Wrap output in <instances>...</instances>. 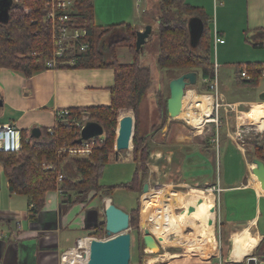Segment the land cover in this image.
I'll list each match as a JSON object with an SVG mask.
<instances>
[{
  "label": "crops",
  "instance_id": "obj_1",
  "mask_svg": "<svg viewBox=\"0 0 264 264\" xmlns=\"http://www.w3.org/2000/svg\"><path fill=\"white\" fill-rule=\"evenodd\" d=\"M158 1L93 0L95 24L99 27L128 24L137 32L143 31L148 26L147 16L143 15L149 13ZM178 1L201 9L207 17L215 74L211 83H214L217 77V84L226 86L227 81H233L237 87L234 85V90L226 94L218 91L220 108L224 112L223 116L219 112V116L221 115L222 119L226 118V129L221 126L224 121L220 120L221 125H211L212 137L196 140L185 146L188 148L169 150L165 153L168 161L166 167L172 165L178 153L179 155L183 153L184 158L180 159V162L185 167L190 163L196 166V157H199L198 164L200 166L202 164L203 168L208 165L205 163L210 161V158L213 157L215 161L210 144L217 140L215 136L220 132L219 135L221 137L224 135L227 139L228 150L232 146L241 154L244 175L237 179L224 177L220 182L216 180L217 185L214 188L219 194L225 192L227 195L223 204L222 198L217 194L221 209H216L214 206V214L207 211L210 218L200 217L204 221V225L200 226V236L210 228L214 218L213 226H219L215 238L213 237L203 250L209 252L191 255L173 254L157 264H218L231 261L246 262L249 258H253L256 264H264V189L257 177L252 174L253 160H250L251 164L248 157L251 147L246 146V141H237L234 138L239 135L237 130L243 127L239 121L241 112L249 111L253 104L263 107L264 110V102L259 98V94L264 91V83L261 84L264 78L260 80L257 88H243L236 84L240 68L243 72L248 66L264 64V0ZM218 37L223 43L216 44ZM143 55L144 53H141L142 58ZM199 73L198 85L201 76ZM206 81L209 82L201 77L203 90L209 86ZM114 85L115 72L106 67L49 69L30 78L10 69L1 68L0 93L3 106L0 107V125L15 124L21 131H31L33 128H40L42 132L43 129L50 130L56 126L57 112L60 110L110 106L111 89ZM191 92L197 93L187 91L186 100H190ZM174 121L176 120H171L169 117L160 130L161 136L159 137L158 134L150 138L151 146L152 143H162L164 146L171 145L174 148L180 143L178 135L181 127L172 124ZM162 158L163 152L159 147H153L150 162H158ZM112 159L117 161L121 159L126 163L134 162L133 154L129 152L114 153L110 157V160ZM67 164L66 170L76 178L74 169ZM232 166L233 164L228 165V167ZM203 168L196 170V174L200 172L203 174L194 177L205 178L208 174L212 179L210 183L213 184V179L215 181L216 177L212 175L211 170L204 171ZM154 169L159 170V166H154ZM187 182L192 184L181 182L179 186L200 188L210 184L208 180L202 182L191 179ZM103 194L91 192L88 196H80L74 191H64L59 188L49 192L44 207L38 213H34L31 198L10 191L8 180L0 164V264H63V258L76 247L79 240L91 237L96 225L104 221L106 205L104 207L101 201L106 200L104 202L107 204V198L111 196ZM212 198L215 202L213 196ZM212 202H207L209 209L212 207ZM168 211L170 212L169 208ZM241 242L244 243L243 246H238ZM153 248L156 250L155 247ZM147 264H150V261Z\"/></svg>",
  "mask_w": 264,
  "mask_h": 264
},
{
  "label": "trees",
  "instance_id": "obj_2",
  "mask_svg": "<svg viewBox=\"0 0 264 264\" xmlns=\"http://www.w3.org/2000/svg\"><path fill=\"white\" fill-rule=\"evenodd\" d=\"M76 14L74 20L79 28L86 29L89 48L78 54L76 45L69 47L66 55L59 60L55 69H97L111 68L115 72V85L111 89V105L84 109L92 114L90 122L100 124L104 129L103 143L96 147L87 161L58 159L57 150L65 144L77 146L80 135L78 131L66 123L57 120L56 127L43 129L45 141L33 140L31 131L22 130V149L17 153H0V164L7 178L12 193L31 198L34 213H38L45 205L46 195L62 188L74 191L80 196H88L91 192L104 193L109 196L117 189L139 193L146 183L142 182L149 171V162L153 147L150 138L160 135V130L169 120L167 102L161 104L160 92H155L162 124L151 128L153 133H142L140 127V110L143 101L153 86L152 69L141 64V52L136 49L137 31L128 24L99 27L94 20L93 0H73ZM11 13L6 23L0 22V69H10L26 78L49 70L48 63L53 60V45L49 22L45 15L47 0H21L18 3L9 0ZM159 14L154 17L149 13V25H155L157 32L155 63L161 70H187L201 73L202 79L214 81V65L212 63L213 48L211 32L207 17L199 8L178 0H159ZM29 13L26 14L25 10ZM203 20L205 28L197 46L191 44L189 22L192 18ZM153 25V27H154ZM128 47L133 54L131 64H123L118 57L120 48ZM75 58L76 64H67ZM263 66H248L249 80L241 77L240 68L237 85L243 88H257L262 79ZM199 71V72H198ZM210 86L205 87L209 91ZM0 101L2 96L0 93ZM163 105V106H162ZM164 107V109H163ZM120 110H131L135 115V132L133 138V159L136 164L134 178L128 184L104 188L100 185L105 166L110 156L116 153V137L118 113ZM71 115L82 109L71 110ZM129 112V111H126ZM214 125V124H213ZM215 127V126H214ZM214 135V133H213ZM264 135V134H263ZM254 151V157L264 162V136L247 143ZM121 151L119 154H124ZM52 168L46 169V163ZM66 163L74 169L76 178L66 170ZM62 173L66 179L58 183L57 177ZM103 194V195H104ZM140 225L139 205L130 213V227L138 231ZM105 221H100L94 228L91 237L108 236ZM133 241V237H132ZM140 241V252L145 248ZM140 262V261H139ZM132 263V262H131Z\"/></svg>",
  "mask_w": 264,
  "mask_h": 264
},
{
  "label": "rangeland",
  "instance_id": "obj_3",
  "mask_svg": "<svg viewBox=\"0 0 264 264\" xmlns=\"http://www.w3.org/2000/svg\"><path fill=\"white\" fill-rule=\"evenodd\" d=\"M150 16L154 15L156 17L159 14V6L158 2L155 3L154 7L149 11ZM149 17L147 18V25L149 26ZM154 25V24H153ZM150 24L153 28V32L151 37L149 38V41L144 46V55L143 58L141 57V64L143 66H148L152 69V78H153V86L152 89L149 91L148 96L143 101L141 110H140V127L142 133H153L151 128L155 125L158 127L161 126L162 121L160 120V115H164L163 112H159L158 110V101L155 97V92H160V100L161 104L166 101L170 97V90H169V82L170 80H173L181 75L182 72H187V70H161L155 65V53H156V43L157 42V36L156 32L157 29L156 26ZM145 29V28H144ZM120 49H123L120 50ZM118 52L119 60L123 64H131L133 62V54L129 51L128 47L120 48ZM200 75V73H199ZM234 80V79H233ZM264 83V79L261 80V84ZM199 84L197 83L196 86H191L187 89V91H196L197 94L200 95H213L215 92H206L203 90V82L201 83V76ZM237 84V82H236ZM234 82L233 81H227L226 86L220 85L218 83V91L224 92L226 94L230 93L232 90H234ZM236 86V85H235ZM237 87V86H236ZM264 94V91L259 94L260 96ZM191 98V97H189ZM186 111L192 110L191 101L186 100ZM190 103V105H189ZM164 104V103H163ZM163 106V105H162ZM257 106V116L255 117L256 124L254 125H248L243 124V127H241L238 131L237 136H235V140H241L246 141L247 143L253 142L256 139L259 138V140H262L263 134H264V112L260 106ZM164 109V107H163ZM121 112H125V110H120L118 113V118L121 114ZM192 112V111H190ZM219 112H221L222 116L224 114L223 109L219 108L214 112L215 117H217L218 125H221L220 120L224 121V123L221 125L226 129V118H221V115L219 116ZM251 111H247L246 113H250ZM127 113H130L132 116L135 117L133 111H129ZM241 117V114H239ZM239 117V118H240ZM240 121V119H239ZM238 121V122H239ZM188 121L186 119H176V121L172 122V124H177V126L181 127V131L178 135L180 138V143H178L174 148L169 146H164L162 143H152L153 147H159V150L163 152V158L158 162H150L149 171L147 175L142 178V182L149 184L150 192L144 193L142 190H140L139 193L129 192L124 189H117L114 191L111 197L107 198V203L112 200V203L117 206L118 208L126 211L127 213L132 212L133 209H135L138 205L140 208V225L139 230L137 231L135 227H130L129 232L131 233L133 237L132 246H131V252H132V258H131V264H147L148 261H150V264H157L159 262L165 261L169 258V256L173 254H179V255H191V254H201L203 250L209 245V242H211L212 238H215V233L217 228L219 226H213L215 224V218L210 226L209 229H207L202 236L197 235L196 231L193 227H188L184 220L188 218H194L196 219L197 225L203 226L204 221L200 219V213H204V211H208L206 208L207 202L205 203L206 206H202L200 211L196 210L194 206H188L187 204L180 203V199L186 194V195H192V194H206L210 196L207 191L213 189L217 185V181H221L222 178L226 177H232L234 179L241 178L244 175V169L242 167V161L243 158L239 152L236 151V149L232 146L228 150L227 143H226V137L222 135V137L219 135L220 132H217L215 136V142L210 144L211 151L214 153L215 161L212 157L210 158V161H207L205 164H208L204 168L198 164L200 161L199 157H196L197 164L196 166H193L194 163L188 164L186 167L184 164L180 162V159H183V153L179 155V153L176 155V157L172 161V165H169V168L166 167L168 164V161L166 160V154L169 150L178 149L180 147L189 146L190 143L194 141H199L200 139L203 140L206 137H212V126L213 123H207L204 125L203 128L199 129L201 125L194 126L191 123H187ZM241 124V122H240ZM215 125V124H214ZM217 125V124H216ZM235 125V123H234ZM194 126V127H193ZM256 126V127H255ZM196 127V128H195ZM211 130V131H210ZM262 130V131H259ZM236 131V132H237ZM198 132V137H197ZM116 145V144H115ZM188 148V147H185ZM198 148V147H197ZM133 150V144L132 148L129 151H126L124 154L132 153ZM198 151V150H197ZM57 155V154H56ZM248 157H250L249 161L254 159V151L252 148L249 149ZM112 156V155H111ZM110 156V157H111ZM60 159L61 157H58ZM63 159V158H62ZM250 163L252 164V162ZM159 166V170L154 169V166ZM229 164H233L232 167H228ZM51 164L48 162L46 163V169ZM253 166V164H252ZM198 168H203L204 171L211 170V173L215 178V181L213 179V184L210 183L212 179H210L209 175L207 174L205 178L203 177H194L197 175H202L203 173L196 174V170ZM136 172V164L133 162L126 163L123 160L117 161L116 159H112L109 161V163L105 166L103 175L100 179V185L104 188H110L112 186H120L123 184H128L132 181L134 178ZM202 181L205 180L209 181L208 186H201L200 188H196L193 186L184 187L179 186L181 182H186L188 184H192V182H187V180H193V181ZM208 178V179H207ZM152 192V193H151ZM220 192V191H219ZM154 194V195H153ZM218 192H214L213 197L215 199V202L211 197L213 204L212 208L214 206L216 209H221L219 207L220 200L218 198ZM149 195H152L156 198L157 203L154 204V208L152 207L153 211H158L157 214H161L165 207L169 208L170 212V219L173 220L176 224L180 226L178 232H174L173 230L171 233L167 234V239H165V235L157 238V236L154 233H151V235L155 238V242L157 245V250H154L153 244H151L150 240L149 242L146 241V247L140 252V241H145L146 236V230H150L151 228L145 224V222L142 220V211H143V205L145 200H148ZM215 195V196H214ZM220 198H222V203L224 204V198L227 194L225 192H222L219 194ZM106 200H102L103 206L105 207L106 203L104 202ZM186 205V206H185ZM164 206V209L163 207ZM221 206V205H220ZM158 207V208H157ZM205 209V210H204ZM204 210V211H203ZM104 217V216H103ZM213 220V219H212ZM106 222V219H104ZM151 225V224H150ZM184 226L183 229L181 227ZM187 226V227H186ZM204 228V227H203ZM186 229V230H185ZM183 233V234H182ZM93 234V233H92ZM91 235V234H90ZM95 238V237H94ZM162 238V239H161ZM101 239V238H100ZM161 239V240H160ZM216 240V239H215ZM195 243V244H194ZM216 244V242H215ZM214 244V245H215ZM242 245L241 242L238 244V246ZM213 248V247H212ZM211 248V249H212ZM209 252V251H208ZM203 252V253H208ZM79 258V257H78ZM140 261V262H139ZM79 264V263H78Z\"/></svg>",
  "mask_w": 264,
  "mask_h": 264
},
{
  "label": "water",
  "instance_id": "obj_4",
  "mask_svg": "<svg viewBox=\"0 0 264 264\" xmlns=\"http://www.w3.org/2000/svg\"><path fill=\"white\" fill-rule=\"evenodd\" d=\"M11 5L9 0H0V22L6 23L10 17ZM204 22L200 18H192L189 22V31L191 44L197 46L204 33ZM153 32L152 26H146L143 31L137 32L136 49L141 53L144 52V46L149 41ZM198 83L197 72H186L183 75L171 80L169 84L170 97L167 102L168 116L171 120H176L177 116L182 112L183 99L186 96L187 89L196 86ZM260 100L264 102V94L260 96ZM3 106L0 101V107ZM130 111V110H126ZM135 132V117L125 116L122 120L118 118V128L116 137V153L121 151H129L132 148ZM31 136L36 140H45L43 132L40 128H33ZM104 135L103 127L96 122H89L81 131V137L76 142L81 145L84 141ZM254 174L264 189V162L255 158L253 161ZM144 193L150 192L149 184H145ZM201 203V202H200ZM211 213H215L212 208ZM106 231L108 239L94 240L91 243L87 264H131L132 252V235L130 230V215L126 211L118 208L110 200L105 208ZM155 242V238L149 230H146L145 244L147 242ZM156 244V242H155Z\"/></svg>",
  "mask_w": 264,
  "mask_h": 264
},
{
  "label": "built area",
  "instance_id": "obj_5",
  "mask_svg": "<svg viewBox=\"0 0 264 264\" xmlns=\"http://www.w3.org/2000/svg\"><path fill=\"white\" fill-rule=\"evenodd\" d=\"M21 0H13V2L18 3ZM142 0H139L141 2ZM25 13L28 14L29 10L26 9ZM76 14L75 2L73 0H47L45 6L46 19L49 22V28L51 33V42L53 45V60L47 65L50 69H55L59 64V60L62 59L70 45H76V51L78 54L86 52L89 48V44L86 40L88 36V31L83 28L77 27L74 15ZM223 43L222 39L216 38V44ZM67 64L74 66L76 64V59L73 58L66 62ZM241 77L244 80H249L250 76L246 70L241 73ZM262 78H264V66ZM207 82V81H206ZM210 86V91L215 92V94L210 95L213 99V113L207 123L218 124L217 117H215V110L221 107L219 103L220 95L218 94V84L217 77L214 83L207 82ZM71 110L65 109L57 112V120L66 123L68 126L74 127L80 137L81 131L86 126L87 123L91 121L92 114L86 110L81 112H76V114L71 115ZM56 127V126H55ZM54 127V128H55ZM204 127V126H203ZM53 129V128H52ZM52 129L50 132L52 133ZM103 143V136L95 137L84 141L83 144L77 146H71L68 144L63 145L58 148L57 156L68 159V160H78L87 161L91 158L93 151L96 147H100ZM22 149V133L21 130L15 124L0 125V153H17ZM48 168H52L49 166ZM66 177L60 173L57 177L58 182H63ZM219 191V190H218ZM207 192H217L216 188L208 190ZM19 224V223H18ZM105 238H94L85 237L77 243L76 247L72 251L79 253L81 260L88 259L90 252L91 243L94 240H106ZM70 251L67 253V255ZM63 258V264H68V257ZM218 264H256L253 258H249L246 262H220Z\"/></svg>",
  "mask_w": 264,
  "mask_h": 264
},
{
  "label": "bare ground",
  "instance_id": "obj_6",
  "mask_svg": "<svg viewBox=\"0 0 264 264\" xmlns=\"http://www.w3.org/2000/svg\"><path fill=\"white\" fill-rule=\"evenodd\" d=\"M190 97H191L189 100V101H191L190 107H192V110H190V111H192V112L186 111L187 102H186V99H185L186 96H185V98L183 99L184 105L182 104L183 110L177 116V118L186 119L189 123H191L194 126L201 125V127L199 126L200 127L199 129H201V128H203L204 123L210 119V117L213 113V99L210 95H199L195 92H191ZM189 105H190V103H189ZM260 108H262V110H263V107H260ZM256 109H257V106L253 104L251 109H250V111H251L250 113H246V112L242 113L241 112V117L239 118L241 124H248V125L256 124L255 117L257 116V113H258ZM263 112H264V110H263ZM125 116H132V115L130 113H127V112L126 113L121 112V114L119 116V120H122ZM253 168H254V166H253ZM207 193L210 196H213V193H211V192H207ZM210 196H208L206 194H201V193H197L195 195L194 194H192V195L191 194L190 195L185 194L180 199V203L187 204L188 206H194L196 210L200 211L202 206H204V205L206 206V204H205L206 202H208V203L212 202V199ZM156 203H157L156 198L152 195H149L148 200H145L144 205H143L142 220L145 222V224L147 226H149L151 228V233H154L157 236V238L165 235V237H166L165 239H167L166 235L171 233L172 230L174 232H178L179 231L178 228H180V226L178 224H176L173 220L170 219V215H169V211H168L167 206L165 207V209H164V206H162L164 210L161 214H157L158 211H157V213H156V211H153L152 207L154 208V206H155L154 204H156ZM212 204H213V202H212ZM206 208L208 209V204H207ZM211 209H212V207H211ZM211 209H209L210 214H214V213H211V211H210ZM200 217L210 218V217H208L206 210L204 211V213H200ZM196 221L197 220L194 218H188V219L184 220V223L188 227H193L194 230L196 231L197 235H200L201 234V232H200L201 227H200V225H197ZM183 228H184V226L181 227V229H183ZM235 241H236V239H235ZM151 244H153V246L157 250V245L155 244V242H151ZM71 252H74V251H70V253L67 255L68 259H69L68 264H78V263L79 264H87L88 263V259L84 258V260H81L79 253H77L78 254L77 255V254H73Z\"/></svg>",
  "mask_w": 264,
  "mask_h": 264
},
{
  "label": "flooded vegetation",
  "instance_id": "obj_7",
  "mask_svg": "<svg viewBox=\"0 0 264 264\" xmlns=\"http://www.w3.org/2000/svg\"><path fill=\"white\" fill-rule=\"evenodd\" d=\"M254 159H255V158H254ZM254 159H253V160H254Z\"/></svg>",
  "mask_w": 264,
  "mask_h": 264
}]
</instances>
